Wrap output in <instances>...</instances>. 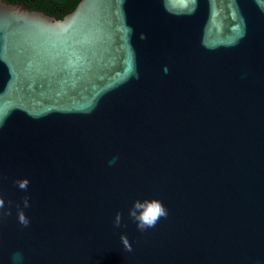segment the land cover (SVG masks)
<instances>
[{"label":"water","instance_id":"95a60500","mask_svg":"<svg viewBox=\"0 0 264 264\" xmlns=\"http://www.w3.org/2000/svg\"><path fill=\"white\" fill-rule=\"evenodd\" d=\"M0 193V264H264V0H0Z\"/></svg>","mask_w":264,"mask_h":264},{"label":"clouds","instance_id":"9594fccd","mask_svg":"<svg viewBox=\"0 0 264 264\" xmlns=\"http://www.w3.org/2000/svg\"><path fill=\"white\" fill-rule=\"evenodd\" d=\"M116 163V158H113L109 161V165ZM15 183L22 190H26L29 184V181L25 178L23 180H17ZM11 204L12 201H8L9 208L5 210V200L3 199V194L0 193V215H11ZM24 208L29 207V198L25 196L23 198ZM18 209V221L21 225L27 227L30 224L29 218L25 215L24 211L20 208V205H16ZM129 217L136 222V227L139 231H145L149 228L155 227L160 218H166L168 215V210L166 206L162 203L161 200L157 198L153 199H136L133 202V206L128 211ZM114 226L119 228L122 226V213L117 212L114 218ZM126 226V225H124ZM121 239L125 245L127 251H132L131 244L127 241L125 236L122 234ZM16 259H21L19 255L16 256Z\"/></svg>","mask_w":264,"mask_h":264},{"label":"trees","instance_id":"16d2710c","mask_svg":"<svg viewBox=\"0 0 264 264\" xmlns=\"http://www.w3.org/2000/svg\"><path fill=\"white\" fill-rule=\"evenodd\" d=\"M9 3L26 4L32 10H42L59 19L71 13L81 0H6Z\"/></svg>","mask_w":264,"mask_h":264}]
</instances>
